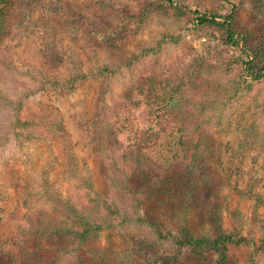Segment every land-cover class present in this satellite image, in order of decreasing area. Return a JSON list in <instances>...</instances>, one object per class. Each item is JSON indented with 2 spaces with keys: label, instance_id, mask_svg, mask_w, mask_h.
Here are the masks:
<instances>
[{
  "label": "rangeland",
  "instance_id": "1",
  "mask_svg": "<svg viewBox=\"0 0 264 264\" xmlns=\"http://www.w3.org/2000/svg\"><path fill=\"white\" fill-rule=\"evenodd\" d=\"M233 1L237 36L247 41L240 46L261 52L264 62V0ZM30 5L24 3L16 31L0 51L2 264H12L8 252L17 248L13 237L21 221L13 214L54 213L60 201L91 218L112 206V226L93 236L101 246L127 248L152 264L220 261L216 250L201 258L181 241L188 231L216 236L212 218L221 209L222 226L246 240L229 244L225 264H264V80L246 87L248 79L237 75L241 68L226 64L241 56L240 47L219 27L189 23L195 8L224 20L231 5L177 0L176 11L168 0H36L32 12ZM195 57L213 65L212 96L221 99L208 108L216 114L208 127L218 147L214 188L193 212L195 205L188 210L174 196L151 200L110 164L115 158L122 165L129 132L117 133L99 110L102 99L119 102L141 77L174 76ZM228 86L238 89L229 98L220 95ZM132 109L146 123L144 105ZM74 263L75 257L62 260Z\"/></svg>",
  "mask_w": 264,
  "mask_h": 264
},
{
  "label": "trees",
  "instance_id": "2",
  "mask_svg": "<svg viewBox=\"0 0 264 264\" xmlns=\"http://www.w3.org/2000/svg\"><path fill=\"white\" fill-rule=\"evenodd\" d=\"M168 1L178 11L177 0ZM224 1L231 5L224 20L208 10L195 8L191 10L193 16L189 23L219 27L225 31L232 46L240 47L241 56L227 62V69L236 71L241 68L237 75L244 77L245 81L248 79L246 87L249 88L254 82L264 80L263 57L261 52L240 46L241 39H246L237 36L235 30L239 26L235 12L237 4L233 0ZM26 2L28 0H0V51L16 31ZM30 4L32 12L36 0H30ZM139 23L144 26L142 19ZM110 68L106 65L104 70L114 72ZM213 70V65L195 57L174 76L160 80L151 74L141 77L137 83L132 82L119 102L110 105L106 99L101 100L100 117L114 124L117 133L129 132V142L121 160L123 166L115 158L110 164L127 173L151 200L174 196L186 208L195 205L194 212L201 203L210 199L208 194L214 188L213 165L218 147L208 129L215 122L216 114H210L208 108L221 99L216 94L212 96L215 90L211 85L214 82L211 79ZM233 91L238 89L228 86L220 91V95L226 94L229 98ZM142 104L147 113V124L133 117V111L137 110L132 109L133 106ZM60 202L54 213L28 209L13 214L14 219L21 223L13 237L17 248L8 252L12 264L15 261V264H62V260L68 257H75L77 264H152L135 259L127 248L101 246L93 236L96 231L112 226L109 216L114 211L112 206L108 205V214H97L91 218L92 215L85 214L74 203ZM220 210H215L212 218L216 236L200 230L188 231L181 243L191 245L201 258L206 257L207 251L216 250L221 256L216 264H225L229 244H242L246 240L222 226ZM79 225H82V230L77 228Z\"/></svg>",
  "mask_w": 264,
  "mask_h": 264
}]
</instances>
